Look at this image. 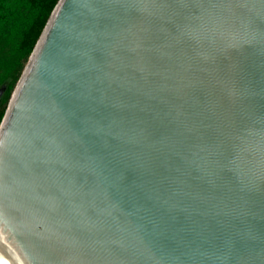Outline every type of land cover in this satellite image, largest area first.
<instances>
[{
	"label": "water",
	"instance_id": "obj_1",
	"mask_svg": "<svg viewBox=\"0 0 264 264\" xmlns=\"http://www.w3.org/2000/svg\"><path fill=\"white\" fill-rule=\"evenodd\" d=\"M0 264H264V0H59L0 123Z\"/></svg>",
	"mask_w": 264,
	"mask_h": 264
},
{
	"label": "trees",
	"instance_id": "obj_2",
	"mask_svg": "<svg viewBox=\"0 0 264 264\" xmlns=\"http://www.w3.org/2000/svg\"><path fill=\"white\" fill-rule=\"evenodd\" d=\"M58 1L0 0V63L6 64L5 66L0 64V72H3V68L5 67L10 71L9 78L6 81L0 80V82H9V89L6 92L5 100L7 99L11 84L20 72L22 62L26 58H29ZM9 15L15 16V20L20 16L24 19L18 24L16 40L13 41V44L9 42L10 38L2 34V32H5L2 30V27L12 25L8 19ZM12 50L15 51L14 55L11 54ZM3 114L0 116L1 120Z\"/></svg>",
	"mask_w": 264,
	"mask_h": 264
},
{
	"label": "rangeland",
	"instance_id": "obj_3",
	"mask_svg": "<svg viewBox=\"0 0 264 264\" xmlns=\"http://www.w3.org/2000/svg\"><path fill=\"white\" fill-rule=\"evenodd\" d=\"M14 17L15 16L9 15L8 19H9L10 24H12V25L2 27V30L5 31L4 33L1 30L3 35H5L7 38H10L9 42H11L12 44H13V41L16 40V33H17L16 29L18 27V24H20L24 20L23 17H21V16L18 17L17 20H15ZM11 54L14 55L15 51L12 50ZM27 61H28V59L26 58V60H24L22 62L20 72L16 75V78H15L14 82L11 84V88H10L8 94H7V99L5 100L6 107H7V104L9 102V100H10V97H11L13 91L15 90V88H16V86L18 84L19 78H20V76H21V74L23 72V69L25 68V65H26ZM0 64H2L3 66L6 65L4 63H0ZM9 74H10L9 69L7 67L3 68V72L2 71L0 72V80L1 81H6L9 78L8 77Z\"/></svg>",
	"mask_w": 264,
	"mask_h": 264
},
{
	"label": "flooded vegetation",
	"instance_id": "obj_4",
	"mask_svg": "<svg viewBox=\"0 0 264 264\" xmlns=\"http://www.w3.org/2000/svg\"><path fill=\"white\" fill-rule=\"evenodd\" d=\"M0 87H4L5 91L4 93L0 96V116L5 112V96H6V92L9 89V82H0ZM4 115V114H3ZM1 120V117H0ZM1 123V121H0Z\"/></svg>",
	"mask_w": 264,
	"mask_h": 264
}]
</instances>
